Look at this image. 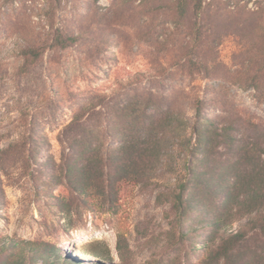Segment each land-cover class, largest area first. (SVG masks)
I'll list each match as a JSON object with an SVG mask.
<instances>
[{
  "label": "rangeland",
  "instance_id": "obj_1",
  "mask_svg": "<svg viewBox=\"0 0 264 264\" xmlns=\"http://www.w3.org/2000/svg\"><path fill=\"white\" fill-rule=\"evenodd\" d=\"M99 1L100 11L109 13L113 0ZM260 5L264 0H249L246 10H258ZM26 6H11L10 14L32 16L31 26L38 31L42 26L35 19L39 11L32 4ZM128 14L130 18L111 13L100 20L91 18L85 24L91 26L89 34L66 50L48 51L28 71L23 68L15 28L0 30V151L15 144L1 163L5 173L0 178V247L7 245L11 253L22 250L27 256L32 244L48 243L56 248L53 254L35 251L34 264L87 263L92 259L83 252L87 247L101 258H110L105 264H197L221 242L224 231L215 234L216 242L211 243L208 229L196 233L197 222L188 238L182 234L168 189L182 158L173 148L160 163H149L138 184L115 186L105 196L92 197L88 206L72 193L65 179L71 143L82 134L103 150L115 144L109 133L115 131L117 102L150 99L153 108L169 104L193 122L196 112L190 105L201 99L208 116L222 125L236 124L237 134L242 130L244 137L251 138L255 125L264 132L263 92L242 87L233 78L234 55L242 52L240 39L214 36L218 50L214 58L219 65L216 75L207 77L181 65L184 43L170 17ZM142 73L154 77L130 86L129 79ZM33 121L40 122L43 130L34 132L35 146L30 139ZM43 139L46 144L40 148L37 142ZM217 143L215 139L211 151ZM218 149L213 152L215 173L210 188L204 185L198 194L207 208L218 203L213 201V192L234 178L230 150ZM50 158L56 161L55 171L46 164ZM248 167L255 168L253 164ZM61 179L63 184L57 185ZM204 179L208 181V177ZM242 181L245 185L240 194L251 196L255 189L264 194L260 179L243 175ZM76 182L84 184L85 175L76 172ZM237 202L223 211L230 222L226 231L237 232L246 226L248 241L235 261L218 264H264V229L256 225L264 222V195L248 203ZM254 207L259 208L257 220L250 222ZM10 252L0 257V264H9ZM210 258L203 264H217ZM12 262L30 263L17 257Z\"/></svg>",
  "mask_w": 264,
  "mask_h": 264
},
{
  "label": "trees",
  "instance_id": "obj_2",
  "mask_svg": "<svg viewBox=\"0 0 264 264\" xmlns=\"http://www.w3.org/2000/svg\"><path fill=\"white\" fill-rule=\"evenodd\" d=\"M248 1L113 0L109 13L111 16L120 15L123 18H130L131 14L128 13L131 12L145 14L148 17L155 15L156 18L166 14L170 17V23L182 36L185 61L181 65L190 73H205L207 77H214L215 69L219 65L214 58L218 51L214 36L217 35L222 39L223 36L226 38L233 35L243 43L241 55H238L239 57L234 55L237 58L235 76H233L235 83L264 94V5L257 6L258 10H246ZM99 2V0H22L18 3V0H0V30L10 31L11 27L15 28L14 33L20 39L19 53L23 60V68L28 71L48 51L66 50L85 34H89L91 26L85 24L91 23V18L100 20L107 17L109 13L100 11ZM136 2L138 4H135ZM27 4L34 5L39 11L35 19L41 22L42 26L38 31L31 26L32 16L25 13L14 16L10 14L11 6L21 5L26 8ZM76 8L78 12L73 15V10ZM93 25H96V22ZM153 77V74H136L129 79V83L130 86H138ZM203 105L201 99L191 103L190 107L196 112L195 119L191 122L169 104L165 107L153 108L150 99L117 102L113 114L115 123L112 124L115 131L111 130L109 133L115 144L103 150L90 143L88 137L87 139L80 134V137L71 143L65 179L72 193L77 195V199L84 201V206H88L92 197L105 196L106 192L113 190L115 186L119 188L123 183L138 184L146 174L149 163H160L162 157L167 156L173 148L182 153L178 172L168 188L170 196H173V209L178 213L179 228L188 238L192 233L190 230H195L193 223L197 222L200 227L197 228L196 233L208 229L211 243L216 242L215 234L224 231L219 245L211 248L209 254L197 261V264H203V261L207 260L206 257H211L210 261L214 260L218 264L223 260L235 261L249 236L246 226L237 232L226 231L230 222L224 218L223 211L229 203L240 201L243 204L263 198L264 194L260 189L253 190L254 194L251 196L240 192L245 185L242 181L243 175L254 176L264 183V132L261 127L255 125L251 128L254 133L251 138L244 137L242 130L237 134L236 124H220L216 118L204 112ZM30 129L32 132L30 139L35 146L34 132L43 133L42 125L33 121ZM215 139L218 143L214 151H218L220 147L230 150L235 165L234 178L224 182L213 192V201L217 200L218 203L216 207L207 208L198 194L204 185L209 187V182L215 173L211 166L214 151L210 150ZM37 143L40 148L46 144L44 139ZM14 147L15 144H10L0 151V178L5 173V168L1 164L2 159L4 156H9ZM46 164L55 171L56 161L53 158L47 160ZM250 164L255 168L251 170L248 167ZM76 172L85 175L84 184L76 182ZM205 177H208V181H205ZM52 178L54 179L55 176L53 175ZM53 184L56 185V182L53 181ZM61 184L63 179L59 184L57 183V185ZM94 189H100L101 192H94ZM161 197L162 194H159L158 200ZM257 209L259 208L254 207L250 210L253 217L250 222L257 220L256 215L259 211ZM254 212L255 216H253ZM256 225L264 229V222ZM30 247L32 252L27 256L22 250L11 253L9 246H1L0 257L10 252L9 264H13L12 260L16 257L34 264L35 251L49 254L56 251V248L48 243H36ZM83 252L92 259L87 263L80 260L77 264L110 262V258H101L89 247Z\"/></svg>",
  "mask_w": 264,
  "mask_h": 264
}]
</instances>
